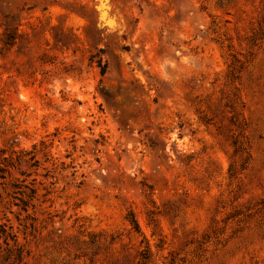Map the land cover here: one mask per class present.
Here are the masks:
<instances>
[{
  "label": "rangeland",
  "instance_id": "obj_1",
  "mask_svg": "<svg viewBox=\"0 0 264 264\" xmlns=\"http://www.w3.org/2000/svg\"><path fill=\"white\" fill-rule=\"evenodd\" d=\"M0 264H264V0H0Z\"/></svg>",
  "mask_w": 264,
  "mask_h": 264
},
{
  "label": "trees",
  "instance_id": "obj_2",
  "mask_svg": "<svg viewBox=\"0 0 264 264\" xmlns=\"http://www.w3.org/2000/svg\"><path fill=\"white\" fill-rule=\"evenodd\" d=\"M98 65L100 66L101 69V74H105L106 72V64H102V62L99 60Z\"/></svg>",
  "mask_w": 264,
  "mask_h": 264
}]
</instances>
